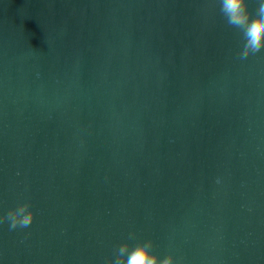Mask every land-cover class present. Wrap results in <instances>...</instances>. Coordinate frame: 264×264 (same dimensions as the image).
<instances>
[{
    "label": "water",
    "instance_id": "water-1",
    "mask_svg": "<svg viewBox=\"0 0 264 264\" xmlns=\"http://www.w3.org/2000/svg\"><path fill=\"white\" fill-rule=\"evenodd\" d=\"M243 44L216 0H0V215L35 210L0 224V264L148 239L264 264V49Z\"/></svg>",
    "mask_w": 264,
    "mask_h": 264
},
{
    "label": "clouds",
    "instance_id": "clouds-1",
    "mask_svg": "<svg viewBox=\"0 0 264 264\" xmlns=\"http://www.w3.org/2000/svg\"><path fill=\"white\" fill-rule=\"evenodd\" d=\"M220 14L228 26L238 29L243 36L244 44L238 52L241 60L259 53L264 49V0H257L258 7L255 16L249 11L248 0H216ZM35 217L31 202L26 201L0 215V224L8 223L9 230L27 228ZM134 234H129V240ZM153 241L140 240L135 245L128 242L119 244L114 249V256L107 264H176L172 253L160 258L153 252Z\"/></svg>",
    "mask_w": 264,
    "mask_h": 264
}]
</instances>
